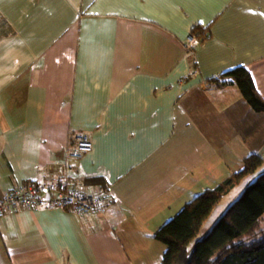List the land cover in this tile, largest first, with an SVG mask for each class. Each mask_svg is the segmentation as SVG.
<instances>
[{
  "label": "crops",
  "instance_id": "obj_1",
  "mask_svg": "<svg viewBox=\"0 0 264 264\" xmlns=\"http://www.w3.org/2000/svg\"><path fill=\"white\" fill-rule=\"evenodd\" d=\"M239 65L264 98V0H0V198L58 163L102 191L85 216L0 214V264H160L152 235L264 154V112L221 76Z\"/></svg>",
  "mask_w": 264,
  "mask_h": 264
},
{
  "label": "trees",
  "instance_id": "obj_2",
  "mask_svg": "<svg viewBox=\"0 0 264 264\" xmlns=\"http://www.w3.org/2000/svg\"><path fill=\"white\" fill-rule=\"evenodd\" d=\"M189 34L202 43L209 33L196 25ZM221 76L236 86L253 111L264 112V98L244 66ZM238 186L242 187L239 194L200 236L213 209ZM263 214L264 154L255 152L243 158L239 171L197 194L152 235L166 245L160 264H264V230L257 229Z\"/></svg>",
  "mask_w": 264,
  "mask_h": 264
},
{
  "label": "built area",
  "instance_id": "obj_3",
  "mask_svg": "<svg viewBox=\"0 0 264 264\" xmlns=\"http://www.w3.org/2000/svg\"><path fill=\"white\" fill-rule=\"evenodd\" d=\"M199 44V39L195 35L189 34L185 39L188 50ZM91 148L92 142L86 133L75 134L67 147V157L79 158ZM51 175V179L45 185L29 182L4 192L0 198V214L9 210L20 211L46 206L59 207L77 216H85L102 209L101 189L90 191L72 186L63 163L56 164L51 170Z\"/></svg>",
  "mask_w": 264,
  "mask_h": 264
},
{
  "label": "rangeland",
  "instance_id": "obj_4",
  "mask_svg": "<svg viewBox=\"0 0 264 264\" xmlns=\"http://www.w3.org/2000/svg\"><path fill=\"white\" fill-rule=\"evenodd\" d=\"M241 188V186L236 187L233 191H231L229 194L222 198V200L217 204V206L211 212L210 216L205 221L200 232V236L203 235L209 229L211 224L219 217V215L226 208V206L239 194ZM257 229L258 231L264 230V214L258 223Z\"/></svg>",
  "mask_w": 264,
  "mask_h": 264
}]
</instances>
